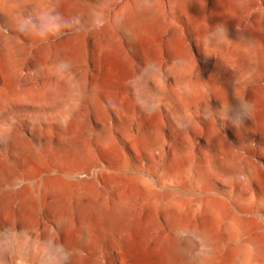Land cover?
<instances>
[{"label": "rangeland", "instance_id": "rangeland-1", "mask_svg": "<svg viewBox=\"0 0 264 264\" xmlns=\"http://www.w3.org/2000/svg\"><path fill=\"white\" fill-rule=\"evenodd\" d=\"M136 1L0 0V264H137L119 226L167 264H194L202 227L215 264H264V0H148L156 10L116 20ZM176 199L179 233L165 220ZM61 218L86 229L66 249Z\"/></svg>", "mask_w": 264, "mask_h": 264}, {"label": "bare ground", "instance_id": "bare-ground-1", "mask_svg": "<svg viewBox=\"0 0 264 264\" xmlns=\"http://www.w3.org/2000/svg\"><path fill=\"white\" fill-rule=\"evenodd\" d=\"M133 10H143V9H150V10H156V5H149L148 7V0H138L136 1L131 8L129 7H123L121 8L118 13L116 14V20L121 21L125 16L129 15ZM221 12L229 13L230 10L226 8H222L219 10ZM214 18L217 20V22L224 24L226 22V18L222 17L220 18L219 13H216ZM149 20L148 18H143L135 25V31L139 39L143 40L145 45L150 46L154 44V36L148 31L147 24ZM61 49V48H59ZM168 49L172 52L175 58H179V56H182V50L180 46L173 41H170L168 44ZM62 51L64 49H61ZM147 61L149 63H152L153 59L152 57L147 54ZM180 91L181 93H187L191 91H195L194 87L188 86L187 84L180 81ZM54 95V92L51 90H47L43 95H36L33 97V101H40V100H50L52 99ZM2 102L0 101V107ZM120 107L124 106L123 103L118 104ZM8 140L12 143H16V140H14L11 137H8ZM39 165V159L37 157H34V160H30L28 162L27 169L30 173H33ZM78 185L82 187V192L79 194V197L82 199H92L93 193H94V182L92 180L88 179H81L78 181ZM116 184L114 182L112 188H116ZM134 188H141L143 190H146L147 187L144 186V184L141 183H134ZM49 192L57 194V195H64V192L61 191L59 188L55 186H50L47 188ZM23 191V190H21ZM182 204L181 199L173 200L171 203V210L166 214L165 220L166 225L175 233H179L182 231L183 228V221H185L181 214H180V206ZM206 205L214 210L215 213L219 215H223L225 212V207L223 204L214 202V201H208L206 202ZM113 211L115 213H124L128 214L130 211V206L128 203V198L124 196L123 194H118L115 198L114 205H113ZM233 224L239 229L240 231H244L245 227L241 223L237 222L236 220L233 221ZM57 232L60 235L61 238V244L64 249H66L71 243L74 242H80L83 237L86 235V229L81 228L77 233L72 230V227L69 223V221L65 218H61L59 222L57 223ZM116 232L119 236L120 244H123V246L126 249L127 255L134 261L137 262V264H167L169 255L165 251H157L153 255H144L141 253L140 248L143 246V242L137 238H135L131 232L124 227H117L115 228ZM198 238H200L201 242V252L197 253L192 258V263L194 264H215L214 259L212 257L211 247L207 239L206 231L205 229L199 228L195 231ZM249 244L252 248L253 252H257L258 250V244L255 240L251 239L249 240ZM23 262H19V264H22Z\"/></svg>", "mask_w": 264, "mask_h": 264}]
</instances>
